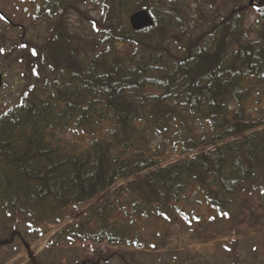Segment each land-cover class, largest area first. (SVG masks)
Returning <instances> with one entry per match:
<instances>
[{"label": "trees", "instance_id": "obj_1", "mask_svg": "<svg viewBox=\"0 0 264 264\" xmlns=\"http://www.w3.org/2000/svg\"><path fill=\"white\" fill-rule=\"evenodd\" d=\"M14 3L30 21L11 51L0 37V55L51 77L0 112V224L12 237L45 226L46 248L67 232L98 259L104 244L141 251L153 221L202 225L200 197L206 226L264 197V2ZM141 9L154 24L137 31L129 17ZM246 215L237 227H264Z\"/></svg>", "mask_w": 264, "mask_h": 264}, {"label": "rangeland", "instance_id": "obj_2", "mask_svg": "<svg viewBox=\"0 0 264 264\" xmlns=\"http://www.w3.org/2000/svg\"><path fill=\"white\" fill-rule=\"evenodd\" d=\"M237 1L242 6L250 5L249 0ZM14 4H16L14 0H0V11L11 17V14H15L13 13ZM195 6L194 4L193 9ZM248 11L251 13V19L255 20L256 14L252 13V10ZM92 12L91 15L96 14L93 10ZM14 17V25L0 19V37L3 39L4 50L8 52L13 48L12 41L20 33L18 26L26 25L30 21L29 17H24L21 12L16 13ZM194 17L199 20L200 16ZM25 34L29 36V32ZM36 34L39 35L38 42H41L40 36L44 35V28L38 27ZM15 57L16 53L13 51L12 58ZM0 72L5 74L4 86L0 89V112L14 105L19 100L18 98L30 88L40 92L39 88H44L45 79L51 77V73L47 72L44 73V77L38 79L31 74L25 62H16L11 66V59L1 55ZM39 94L43 98L47 97ZM49 100H52V97ZM260 105H264V95L256 106ZM79 149L80 147L77 148ZM200 198L203 203L197 207V212L203 215L202 225L193 224V226L184 227L182 222L173 224L153 221L142 233V238L145 240L141 251L133 253L131 249L112 248L104 244V256L98 259L94 258V243L90 240L89 245L75 242L72 236L64 232L59 234L46 248L47 241L41 240L47 231L45 226H40L38 234L34 235L29 234V231H26V223H22L19 227V234L15 238L12 237L14 233L11 232L15 229L12 227L13 223L9 222L5 226L0 224V243L4 242L2 240L10 242L0 248V264H30L33 260H37L38 264H78L80 261L81 263L90 262L87 264H129L132 260V264H264V227L255 229L251 224L249 228L237 227L238 219L246 213H248L245 216L247 220L259 218V223L264 224V197L248 196L244 205L241 203L232 207L234 211L241 206L246 207L247 211L243 215H237L236 220L227 221L220 218L209 226L206 224L212 218V212L207 199ZM242 199L241 197L239 201ZM191 201L189 209H195L194 202H197V199L192 198ZM251 214L252 216L249 217ZM55 232L56 230L52 235ZM235 238L238 239V244L232 243ZM228 245L232 248L230 249ZM231 251L237 254V259ZM174 258L176 260H173Z\"/></svg>", "mask_w": 264, "mask_h": 264}, {"label": "water", "instance_id": "obj_3", "mask_svg": "<svg viewBox=\"0 0 264 264\" xmlns=\"http://www.w3.org/2000/svg\"><path fill=\"white\" fill-rule=\"evenodd\" d=\"M257 1L264 2V0H249L251 6H253ZM129 20L134 30H141L150 27L154 24V19L147 10H139L137 12H134L130 16ZM2 85H3V75L0 73V87Z\"/></svg>", "mask_w": 264, "mask_h": 264}, {"label": "flooded vegetation", "instance_id": "obj_4", "mask_svg": "<svg viewBox=\"0 0 264 264\" xmlns=\"http://www.w3.org/2000/svg\"><path fill=\"white\" fill-rule=\"evenodd\" d=\"M1 13H3L2 11H0V19H3L4 21H6V22H8L9 24H11V17H7L6 15H5V17H3L2 15H1ZM4 75V74H3ZM5 76V75H4Z\"/></svg>", "mask_w": 264, "mask_h": 264}, {"label": "bare ground", "instance_id": "obj_5", "mask_svg": "<svg viewBox=\"0 0 264 264\" xmlns=\"http://www.w3.org/2000/svg\"><path fill=\"white\" fill-rule=\"evenodd\" d=\"M141 10H147L149 12V14L152 16V14L150 13V11L148 9H141ZM139 11V10H138ZM137 12V11H136ZM153 17V16H152Z\"/></svg>", "mask_w": 264, "mask_h": 264}]
</instances>
